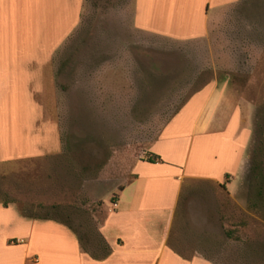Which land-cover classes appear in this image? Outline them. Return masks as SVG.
<instances>
[{
  "label": "rangeland",
  "instance_id": "1",
  "mask_svg": "<svg viewBox=\"0 0 264 264\" xmlns=\"http://www.w3.org/2000/svg\"><path fill=\"white\" fill-rule=\"evenodd\" d=\"M129 1L84 3L80 25L54 58L53 104L43 105L55 149L0 162V226L11 231L9 222L22 213L49 218L74 230L87 251L99 252L98 229L134 176V164L149 153L181 163L188 142L157 139L190 95L217 81L245 108L248 171L236 200L211 181H184L172 245L213 264H264V0L234 10L196 41L132 30ZM9 86L16 96V86ZM33 95L42 100L44 89ZM10 107L14 113L21 104ZM188 117L170 131L187 133ZM45 119L40 128L50 125ZM252 159L261 164L255 176Z\"/></svg>",
  "mask_w": 264,
  "mask_h": 264
},
{
  "label": "crops",
  "instance_id": "2",
  "mask_svg": "<svg viewBox=\"0 0 264 264\" xmlns=\"http://www.w3.org/2000/svg\"><path fill=\"white\" fill-rule=\"evenodd\" d=\"M84 3L86 0H0V162L54 151L51 117L43 105L53 104L54 58L80 25ZM129 3L126 9L132 30L173 41H196L209 37L213 27L234 10L251 7L258 0ZM10 84L16 86V96ZM41 88L45 97L37 101L33 94ZM15 104L21 107L13 113L9 105ZM44 115L50 125L40 128L38 122ZM187 116L188 132L172 133ZM248 125L237 93L227 83H207L190 95L157 139L184 138L188 142L184 159L181 163L171 158L160 162L159 153L160 159L149 153L153 164L147 159L134 164V176L118 191L112 211L98 229L102 239L99 252L87 251L67 225L25 219L22 213L9 222L11 231L0 226V264H213L198 252L184 255L172 245L183 183L189 179L211 181L236 200L249 166ZM1 212L11 213L8 209Z\"/></svg>",
  "mask_w": 264,
  "mask_h": 264
},
{
  "label": "trees",
  "instance_id": "3",
  "mask_svg": "<svg viewBox=\"0 0 264 264\" xmlns=\"http://www.w3.org/2000/svg\"><path fill=\"white\" fill-rule=\"evenodd\" d=\"M147 160L148 161H155L154 158H152V157H148ZM260 169H261L260 162H256L255 163V161L252 159V163H251V166H250V174H252L254 176L257 175V174H260ZM27 216H30V215H27ZM36 218H38V217H36ZM38 219H49V218L41 217V218H38ZM50 220H52V219H50ZM58 223L64 224L62 222H58ZM64 225H66V224H64Z\"/></svg>",
  "mask_w": 264,
  "mask_h": 264
}]
</instances>
